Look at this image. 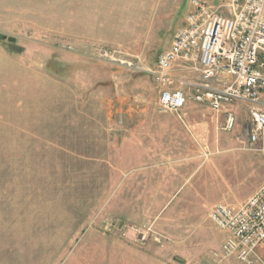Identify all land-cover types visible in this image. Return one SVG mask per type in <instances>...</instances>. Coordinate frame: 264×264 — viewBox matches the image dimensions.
I'll use <instances>...</instances> for the list:
<instances>
[{"label":"rangeland","instance_id":"rangeland-1","mask_svg":"<svg viewBox=\"0 0 264 264\" xmlns=\"http://www.w3.org/2000/svg\"><path fill=\"white\" fill-rule=\"evenodd\" d=\"M189 2L0 0V264H219L208 214L264 183V151L246 103L230 131L158 106Z\"/></svg>","mask_w":264,"mask_h":264},{"label":"built area","instance_id":"built-area-1","mask_svg":"<svg viewBox=\"0 0 264 264\" xmlns=\"http://www.w3.org/2000/svg\"><path fill=\"white\" fill-rule=\"evenodd\" d=\"M189 6L183 26L148 71L159 90L158 106L179 114L188 101L206 104L224 115L223 129L230 131V107L246 103L248 144L264 151V0H223L230 15L209 0H190ZM176 71L196 76L178 80ZM208 218L225 233L212 253L215 262L264 264V183L238 205H214Z\"/></svg>","mask_w":264,"mask_h":264},{"label":"crops","instance_id":"crops-1","mask_svg":"<svg viewBox=\"0 0 264 264\" xmlns=\"http://www.w3.org/2000/svg\"><path fill=\"white\" fill-rule=\"evenodd\" d=\"M171 40H172V38H171ZM176 75V74H175ZM197 105H200L199 103H196V102H193V101H188V103H186V107H184V110L185 109H187V108H189L190 107V109L191 108H198V106ZM202 105H205V106H207L206 104H202ZM208 107V106H207ZM183 110V111H184ZM188 111V110H187ZM185 112H186V110H185ZM187 115L189 114V113H186ZM190 115V114H189ZM154 144V143H153ZM152 144V146L151 147H153L154 145ZM162 146V144H160V140H158V142H157V144H156V146L155 147H153V151H157V150H159V148ZM155 149V150H154ZM223 235L225 236V233L223 232Z\"/></svg>","mask_w":264,"mask_h":264},{"label":"water","instance_id":"water-1","mask_svg":"<svg viewBox=\"0 0 264 264\" xmlns=\"http://www.w3.org/2000/svg\"><path fill=\"white\" fill-rule=\"evenodd\" d=\"M3 39H7L8 41H12V42H14L15 41V39L14 38H11V37H9V38H6V37H3Z\"/></svg>","mask_w":264,"mask_h":264}]
</instances>
